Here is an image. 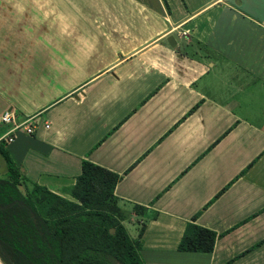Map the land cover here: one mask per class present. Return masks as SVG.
Returning <instances> with one entry per match:
<instances>
[{"label":"crops","instance_id":"crops-1","mask_svg":"<svg viewBox=\"0 0 264 264\" xmlns=\"http://www.w3.org/2000/svg\"><path fill=\"white\" fill-rule=\"evenodd\" d=\"M6 108L48 123L2 146L28 180L119 174L142 264H264V0H0ZM187 221L210 251L177 249Z\"/></svg>","mask_w":264,"mask_h":264},{"label":"trees","instance_id":"trees-1","mask_svg":"<svg viewBox=\"0 0 264 264\" xmlns=\"http://www.w3.org/2000/svg\"><path fill=\"white\" fill-rule=\"evenodd\" d=\"M3 145L1 141L7 165L0 174L2 264H142V224L130 236L122 223L129 212L113 192L118 173L82 159L65 197L23 176ZM142 209L133 205L138 214ZM215 236L213 230L187 221L177 249L210 251Z\"/></svg>","mask_w":264,"mask_h":264},{"label":"built area","instance_id":"built-area-1","mask_svg":"<svg viewBox=\"0 0 264 264\" xmlns=\"http://www.w3.org/2000/svg\"><path fill=\"white\" fill-rule=\"evenodd\" d=\"M184 31L178 32V36L183 35ZM0 123L7 124V129L0 134V142L8 143L13 138L17 131H23L25 133H32L39 124L44 127L48 126V123L39 119L38 114H32L23 118L22 120H16L14 111L11 108H6L0 113Z\"/></svg>","mask_w":264,"mask_h":264},{"label":"water","instance_id":"water-1","mask_svg":"<svg viewBox=\"0 0 264 264\" xmlns=\"http://www.w3.org/2000/svg\"><path fill=\"white\" fill-rule=\"evenodd\" d=\"M166 40L170 46H174L176 42V34L175 33L168 34ZM6 168H7V165H6L5 158L0 154V174L5 172ZM112 230L113 229L110 228V231Z\"/></svg>","mask_w":264,"mask_h":264},{"label":"rangeland","instance_id":"rangeland-1","mask_svg":"<svg viewBox=\"0 0 264 264\" xmlns=\"http://www.w3.org/2000/svg\"><path fill=\"white\" fill-rule=\"evenodd\" d=\"M135 221H136V219H133V218H131V217L122 220V223L124 224V226H125V228H126L128 234H129L130 236L133 235V230H134V232L136 233L137 225L134 226V224L136 223ZM133 223H134V224H133ZM0 264H2V263L0 262Z\"/></svg>","mask_w":264,"mask_h":264}]
</instances>
